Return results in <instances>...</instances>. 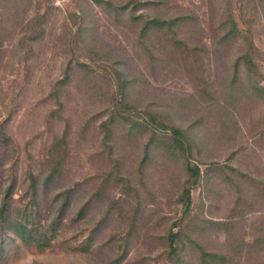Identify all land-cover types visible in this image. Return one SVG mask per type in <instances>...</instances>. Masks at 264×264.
Segmentation results:
<instances>
[{
  "label": "rangeland",
  "instance_id": "374dc122",
  "mask_svg": "<svg viewBox=\"0 0 264 264\" xmlns=\"http://www.w3.org/2000/svg\"><path fill=\"white\" fill-rule=\"evenodd\" d=\"M177 15L142 33L149 17ZM263 79L264 0H0V206L15 181L8 221L33 236L9 228L0 264H174L187 172L179 152L146 156L147 111L198 144L196 241L264 264V241L248 257L238 248L264 235Z\"/></svg>",
  "mask_w": 264,
  "mask_h": 264
},
{
  "label": "trees",
  "instance_id": "16d2710c",
  "mask_svg": "<svg viewBox=\"0 0 264 264\" xmlns=\"http://www.w3.org/2000/svg\"><path fill=\"white\" fill-rule=\"evenodd\" d=\"M180 16H174L170 18H164L160 16L149 17L145 20L142 26V33L152 30V28L167 27L168 29H173L174 25L180 20ZM231 26L229 29H226L224 33V38L230 37L235 29L237 28V23L234 20H231ZM220 28L222 29V24L220 23ZM243 59L247 65L253 63V60L249 54H243ZM259 78L256 79V84L258 85ZM259 86V85H258ZM264 89V87H262ZM123 105V103L120 104ZM130 118V117H128ZM142 122L148 128L150 136L147 139L146 143V156H149V152L152 146H156L158 150L168 151L172 156H175L176 153H180L184 157L185 167H186V178L185 183L182 188V191L179 193L178 200L181 202L182 207H180V213L177 215L175 221L170 227V230L167 235L168 240V250L167 256L173 259L174 264H179V262H187L186 256L189 252L195 247L198 248V260L196 264H234L238 260L230 257L226 252L223 251H210L203 247L201 243L196 241L195 230H198L199 221L198 215L195 214L190 217L192 210V189L196 187L202 180L205 175H203L202 168L200 163L193 158V148L198 144L186 133V131L177 124L173 119L170 118L168 113H160L157 111H147L146 115H143ZM57 171V168H52L48 174L46 180L52 178L54 173ZM31 201L30 203L37 201L38 199V184L36 183L37 177L31 174ZM15 181H13L14 183ZM11 183L8 185L3 201L0 206V241H5V234L9 232V228L15 232L21 239L25 241H30L33 236L27 232L32 229L28 227L26 222L15 220L13 222L8 221L7 212L9 210L10 199L13 194L14 184ZM69 189L63 191L67 194L66 199L68 201ZM66 201L62 204L61 208H64ZM189 217V218H188ZM204 224L207 225V220ZM213 225H217L215 221H212ZM28 228V229H27ZM264 241V235L262 237H256L251 243L246 242L245 246L238 242V248L244 250L242 254L244 256H250L253 247L257 244L261 245ZM187 247H192L188 250ZM241 254V255H242ZM238 256V259H240ZM188 264V263H187Z\"/></svg>",
  "mask_w": 264,
  "mask_h": 264
},
{
  "label": "built area",
  "instance_id": "2783aa9c",
  "mask_svg": "<svg viewBox=\"0 0 264 264\" xmlns=\"http://www.w3.org/2000/svg\"><path fill=\"white\" fill-rule=\"evenodd\" d=\"M262 84L264 85V79H263V81H262Z\"/></svg>",
  "mask_w": 264,
  "mask_h": 264
}]
</instances>
